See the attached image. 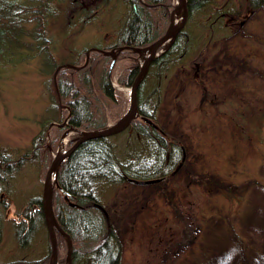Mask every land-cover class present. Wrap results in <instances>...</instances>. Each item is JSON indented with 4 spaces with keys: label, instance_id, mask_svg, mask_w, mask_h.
<instances>
[{
    "label": "rangeland",
    "instance_id": "obj_1",
    "mask_svg": "<svg viewBox=\"0 0 264 264\" xmlns=\"http://www.w3.org/2000/svg\"><path fill=\"white\" fill-rule=\"evenodd\" d=\"M229 1L216 0L190 22L194 34L201 33L199 42L207 45L190 58L187 68L193 59H203L211 81L196 80L192 73L181 80L182 73L176 72L168 81L149 77L145 83L144 107L149 113L157 110L159 134L183 147V155L174 175L161 184L127 180L111 192L104 210L124 247L120 264H264V8L252 12L244 6L242 22L232 26L223 19L214 35L216 12L229 9ZM231 1L238 8L247 2ZM94 5L97 9L88 12ZM49 6L54 14L46 37L61 69L83 67L93 48L113 46L130 14L126 0H54ZM32 27L30 23L28 28ZM24 41L38 43L32 37ZM17 53L0 62V155L10 159L12 166L8 174L3 163L0 169V264L48 259L47 230L22 248L13 221L19 220L18 213L31 199L43 200L47 171L62 140H67L66 151L81 136L67 129L54 144L58 130L51 124L42 139H35L53 105L55 74L47 69L42 53L28 48ZM249 62L254 64V74L246 69ZM96 63L84 67L80 75L93 73ZM126 64L121 59L112 69L109 65V74L128 110L131 87L118 82ZM223 64L230 70L222 73ZM202 82L208 85L209 96ZM211 95L214 103L206 101ZM218 100L222 104L217 105ZM137 136L125 131L109 138L119 161L152 160L155 142L138 141ZM58 241L59 256L66 259L67 241Z\"/></svg>",
    "mask_w": 264,
    "mask_h": 264
},
{
    "label": "trees",
    "instance_id": "obj_2",
    "mask_svg": "<svg viewBox=\"0 0 264 264\" xmlns=\"http://www.w3.org/2000/svg\"><path fill=\"white\" fill-rule=\"evenodd\" d=\"M52 1L54 0H31V3H25V1L19 0H0V62L13 55L17 56L19 50L28 48L30 52H39L46 56L47 69L52 75L57 71L58 93L52 83L53 105L48 115L43 116L40 122V135L38 134V137L35 138L36 140L42 139L47 127L53 124L58 130L53 139L55 144L59 135L69 128L76 131L104 129L111 121L120 120L127 109L118 98L119 93L115 91L111 83L109 74L111 56L103 55L97 51L93 52L87 66L97 62V70L93 73L88 70L84 76L79 72L82 69L67 67L58 70L60 65L57 64L49 50L50 40L46 37L48 20L54 14L49 6ZM87 1L89 2V0ZM215 1L189 0L188 24L178 34L167 52L152 63L146 78L140 85L139 117L126 131H132L138 135V141L150 139L155 142L157 147L152 150V160L133 163L126 158L124 161H119L116 156L117 151L115 152V148L109 143L110 139L119 136L117 135L110 139L99 138L83 142L61 165L54 192V211L61 228L72 239L73 264L82 262L84 264H120L123 244L114 231L111 217H107L95 204L107 209L105 204L113 197L111 192L120 186L122 188L127 182V178L146 181L159 180L156 183L159 185L164 179H170L176 172L180 164L179 159L183 155V147L172 141L168 143L167 139L161 137L159 133L162 131L157 122V110H152L149 113L148 109L144 107L146 104H143V91L149 77L164 82L168 81L171 76L175 77L182 73L180 78L183 76L184 79H187L190 77V73L194 74L195 69L197 70L199 67L206 69L203 59H193L190 68H187L190 58L196 56L202 45H207L205 42L202 43L201 39L199 42L201 33L198 35V32L195 35L194 27L190 22L198 12L208 10ZM126 3L130 6V14L125 26L119 33L117 42L113 46L103 49H123L117 52V61L124 59L127 64L118 82L123 86L130 87L139 73V65L136 62L138 55L132 48L147 47L164 35L170 24L174 0H126ZM236 5V2L232 3L230 0L227 3L229 9L226 8L224 13L216 12L218 14L216 16L217 24L212 30L214 35L220 30L223 19H228L227 13L237 16L236 22H239L244 6L248 11L256 12L264 8V0H247L245 5L242 4V8H238ZM93 9L95 10L97 7L94 5V8L88 12ZM30 23H33L31 29L28 28ZM25 37H32L38 43L26 42L24 41ZM176 72L178 73L174 76ZM74 74L75 76H72ZM211 78L209 77V79ZM181 80L183 79L181 78ZM157 90L154 92H158ZM222 102L220 100L221 104ZM66 119L69 120L68 125L61 126ZM36 142L34 143L35 147L38 145ZM168 146L169 148H167ZM166 156H168L167 159ZM0 157V169L3 163L7 166L3 171L7 174L11 173L10 159L5 155H0ZM70 203L78 207H73ZM18 218L19 220H15L13 223L22 248L29 247L43 229L47 230L41 197L31 199L18 213ZM60 239H63V236L58 234V240ZM49 257L39 261H14L10 264H48ZM59 264H66L65 257L60 258Z\"/></svg>",
    "mask_w": 264,
    "mask_h": 264
},
{
    "label": "water",
    "instance_id": "obj_3",
    "mask_svg": "<svg viewBox=\"0 0 264 264\" xmlns=\"http://www.w3.org/2000/svg\"><path fill=\"white\" fill-rule=\"evenodd\" d=\"M188 2L189 0H176V5L171 12L170 16V24L165 32V34L159 38L157 41L152 43L151 45L144 47V48H132L135 52H137L141 57L144 58L143 64L140 66L139 73L132 84L131 87V99H130V106L127 113L116 123L110 125L104 129L96 130V131H80V138H78L75 143L62 155L56 156L48 171L44 182V189H43V210L46 217V226L47 231L49 234L50 244H51V260L49 264H58L59 260V250H58V239L57 233L62 235L67 240V263L73 264L72 253H73V242L70 237L60 226L54 211V192L55 187L57 185L59 170L63 162H65L71 154L75 151V149L82 144L83 142L90 140V139H99V138H109L115 135H118L125 130H127L132 122L137 119L139 116V89L143 79L146 77L151 64L157 59L160 52H162V48L170 45L175 41L178 34L182 31L185 27L188 17H189V9H188ZM179 11H183V18L179 25H175L174 23V16L175 13ZM93 51H99L105 55L113 56L116 53V50L111 51H104L99 49H93ZM148 53V56L145 57V54ZM89 58H87L88 63ZM116 58H113L112 67L115 64ZM70 68H75V66H69ZM54 83L58 93V85H57V72L54 75ZM69 132V131H67ZM66 132V133H67ZM53 177V182H51ZM129 180V179H128ZM136 184H151L156 181H137V180H129ZM71 206L77 207V205L70 203ZM99 209H101L104 214L105 210L102 206L95 204Z\"/></svg>",
    "mask_w": 264,
    "mask_h": 264
},
{
    "label": "flooded vegetation",
    "instance_id": "obj_4",
    "mask_svg": "<svg viewBox=\"0 0 264 264\" xmlns=\"http://www.w3.org/2000/svg\"><path fill=\"white\" fill-rule=\"evenodd\" d=\"M227 18H228V20L230 19V21H231V23H234V22H236V19H238V17L237 16H233V15H231L230 13H227ZM232 19V20H231ZM232 25V24H231ZM233 26V25H232ZM232 26H230V25H228V27L231 29V27ZM254 59V57H252L251 56V54H249V60H253ZM254 65V64H253ZM253 65L251 64V62H249V67H246V69H248L247 71L248 72H251V74H254V67H253ZM223 68H222V73H224V71L225 72H227V70L229 71L230 70V68H228L227 69V66H226V64H223V66H222ZM206 69L204 70V69H202L201 67H199L197 70L195 69V72H194V75H195V77H196V80H198L197 78H202V79H206L207 78V80H210L209 79V74H210V69H209V67H205ZM218 72V71H217ZM247 72V73H248ZM219 76L222 78L224 75H220L219 74ZM250 76V75H249ZM219 78V77H218ZM195 81V80H194ZM211 81V80H210ZM203 84H204V89L206 88V91H203L205 94H206V96H209L207 93H208V85L206 84V82H202ZM207 83H208V81H207ZM197 85H199V82H197L196 83ZM204 93H203V95H204ZM204 100L205 99H203L201 102H204ZM214 100H215V95H211L210 97H209V99L208 100H206L207 102H209V103H214ZM218 104H221L220 103V101L218 100L217 101V105Z\"/></svg>",
    "mask_w": 264,
    "mask_h": 264
},
{
    "label": "bare ground",
    "instance_id": "obj_5",
    "mask_svg": "<svg viewBox=\"0 0 264 264\" xmlns=\"http://www.w3.org/2000/svg\"><path fill=\"white\" fill-rule=\"evenodd\" d=\"M183 18V11L179 12L177 11L175 13V16H174V23L175 25H179V23L181 22ZM67 140H62L61 144H60V148L58 150V156H62L64 153H65V144H66ZM51 182H53V177H52V180Z\"/></svg>",
    "mask_w": 264,
    "mask_h": 264
}]
</instances>
